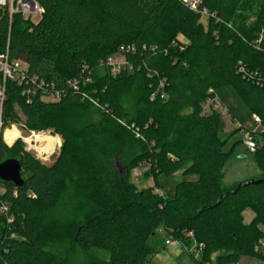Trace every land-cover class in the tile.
Instances as JSON below:
<instances>
[{
    "label": "trees",
    "instance_id": "obj_1",
    "mask_svg": "<svg viewBox=\"0 0 264 264\" xmlns=\"http://www.w3.org/2000/svg\"><path fill=\"white\" fill-rule=\"evenodd\" d=\"M35 1L44 9L36 23L0 7V55L22 61L29 76L65 93L55 103L39 95L28 102L22 88L8 83L4 126L19 121L18 105L27 131L58 132L64 145L49 166L20 141L11 148L1 143L0 163L19 160L24 186L2 182L0 206L14 220L0 214V264H63L49 250L63 238L86 255L110 256L94 264H150L148 242L159 230L183 245H203L198 264H211L217 253L214 264H240L241 257L264 262L255 251L264 239V184L236 193L239 184L225 187L232 152L220 137L219 114L201 111L210 89L233 87L264 123V39L259 50L256 44L264 37V0H202L206 25L183 0ZM128 45L137 48L128 56L135 71L102 72V61ZM241 64L255 77L242 74ZM157 78L168 82L166 100H150ZM74 79L78 91L68 87ZM136 91L133 115L126 103ZM94 103L98 123L86 120ZM172 128L176 137L168 141ZM253 158L264 179V142ZM142 165L156 186L160 176L183 168L195 180L179 183L172 197L138 189L130 173ZM247 210L254 213L249 223Z\"/></svg>",
    "mask_w": 264,
    "mask_h": 264
},
{
    "label": "rangeland",
    "instance_id": "obj_2",
    "mask_svg": "<svg viewBox=\"0 0 264 264\" xmlns=\"http://www.w3.org/2000/svg\"><path fill=\"white\" fill-rule=\"evenodd\" d=\"M39 17L32 18L33 22H37ZM203 23L207 24V17H203ZM186 43V42H185ZM103 72V70H102ZM217 96L221 100L224 109H227V113L224 109H218L220 116V137L223 140H228L225 151L232 152L229 163L225 168L224 185L227 188H231L235 184L246 183L255 181L261 178L262 172L257 166L253 152L249 151L244 144L246 135L241 129L237 127V121H240L244 126L250 130H254L257 126L253 119V114L248 105L241 98L237 90L233 87H225L217 91ZM138 100V92H134L129 101L126 103V110L132 113H136ZM50 102V100H46ZM92 109L87 113L86 120L89 122L98 123L101 121V117L98 114V106L92 105ZM192 112L190 108L185 109L182 112L183 116H187ZM13 114H16L19 118L17 123L21 124L24 129V134L28 135L29 132L25 129V118L22 115L18 105L14 106ZM232 115V116H231ZM12 121V120H11ZM125 123L121 121V125ZM49 135H55L51 130ZM176 132L172 128L169 130L167 140L172 141L175 139ZM263 143V141H260ZM234 150V151H233ZM33 155L35 152L29 150ZM59 154V149L56 150L48 160H41L47 165H52ZM121 168V166H120ZM185 168L179 170L171 177L160 176L158 178L159 186H156L154 178L149 173L148 165H142L136 170H132L130 173V181L138 188L143 189L146 187H155L157 192L165 196H174L175 187L187 180H195V177H184L183 172ZM254 213L247 210L244 213L245 222L249 223L253 219ZM170 235L164 230H159L155 236L149 239V245L153 249V256L150 258V264H198L201 259V252L195 251L196 244L191 243L189 245L182 244L180 241L174 238V244L166 245V241ZM185 237H192V233H186ZM49 250L55 254L58 261L63 264H94L98 260L109 261L110 256L103 252H94L93 254L86 255L79 251L76 247L70 244V241L62 239L59 243L52 245ZM255 251L258 254H264V239L260 240L255 246ZM220 253L214 254L211 264L215 263V259ZM240 264H264L258 258L253 257H241Z\"/></svg>",
    "mask_w": 264,
    "mask_h": 264
},
{
    "label": "built area",
    "instance_id": "obj_3",
    "mask_svg": "<svg viewBox=\"0 0 264 264\" xmlns=\"http://www.w3.org/2000/svg\"><path fill=\"white\" fill-rule=\"evenodd\" d=\"M183 2L195 12L200 11V5L202 0H183ZM195 5V7H193ZM0 7H8L10 15L14 14H22L24 18L31 19L34 17H41L44 13V9L35 1V0H2L0 2ZM202 15L208 16L206 10L200 11ZM179 41L182 44H185L184 41L179 37ZM263 35L258 40L257 48L260 49V45L263 43ZM152 52L155 53V48H152ZM137 55V48L134 45H128L122 47L116 54L108 56L104 61H102L99 66L100 69L106 70L107 73L116 77L122 73H133L135 71V63L131 62L128 59V56ZM239 71L248 77H255V75L250 74L241 64ZM150 76L158 77L156 73H150ZM89 81V80H88ZM14 83L18 87L22 88V94L27 97L28 102L31 101L32 97L37 95L46 102V100H50L49 103L59 102L64 95L65 91H54L50 88V85L44 81L39 79L36 76L28 75V67L22 61H12L9 59L8 55H0V133H2L4 126V104L7 100V85L8 83ZM260 82H258L259 84ZM68 87L73 89V91H78L79 84L77 80L68 81ZM153 88V93L151 94L150 100L155 101L156 99L166 100L168 82L164 78H157L155 82L151 86ZM209 98L202 104L201 111L203 116H207L212 112L218 113V109H224L221 100L217 96L216 92L212 89L208 91ZM94 105L98 106V103H94ZM227 113V109H224ZM257 115H253V119L255 120L257 126L254 130L248 129L240 122L237 123V127L242 130V132L246 135V139L244 140V144L247 149L251 152H255L263 143L264 136V123ZM123 124V123H122ZM123 126L126 127L124 123ZM128 129L133 130L136 134V137H140V131L135 125L127 126ZM1 145V143H0ZM4 193V189L2 186V181L0 180V195ZM0 214H3L7 218V222L9 224L13 223V217L9 216V209L7 205L0 206ZM12 239L17 238L15 234L11 236ZM174 238L172 236L166 241V245H173ZM203 249V245L196 246L195 251L200 252Z\"/></svg>",
    "mask_w": 264,
    "mask_h": 264
},
{
    "label": "clouds",
    "instance_id": "obj_4",
    "mask_svg": "<svg viewBox=\"0 0 264 264\" xmlns=\"http://www.w3.org/2000/svg\"><path fill=\"white\" fill-rule=\"evenodd\" d=\"M255 118L258 119V117ZM50 131V129H29V134L25 135L23 126L12 121L0 133V143L11 148L17 141H20L26 146L25 151L32 150L35 152V159L47 160L56 150L62 149L64 145L61 134L57 132L55 135H49Z\"/></svg>",
    "mask_w": 264,
    "mask_h": 264
},
{
    "label": "water",
    "instance_id": "obj_5",
    "mask_svg": "<svg viewBox=\"0 0 264 264\" xmlns=\"http://www.w3.org/2000/svg\"><path fill=\"white\" fill-rule=\"evenodd\" d=\"M0 180L3 183H12L15 187L22 188L24 186V180L20 161L17 159H9L0 163ZM259 184H264V179L240 183L238 185V189L234 191V193H236L243 186Z\"/></svg>",
    "mask_w": 264,
    "mask_h": 264
},
{
    "label": "crops",
    "instance_id": "obj_6",
    "mask_svg": "<svg viewBox=\"0 0 264 264\" xmlns=\"http://www.w3.org/2000/svg\"><path fill=\"white\" fill-rule=\"evenodd\" d=\"M40 19V18H39ZM38 19V20H39ZM38 22V21H37ZM36 23V22H35ZM182 39V41H184V42H187L186 40H185V38H181ZM232 116V115H231ZM233 117V119L235 120V121H238V120H236L235 118H234V116H232ZM238 122H240V121H238ZM241 123V122H240ZM59 151H60V149H59ZM48 160V159H47ZM252 220V219H251Z\"/></svg>",
    "mask_w": 264,
    "mask_h": 264
}]
</instances>
